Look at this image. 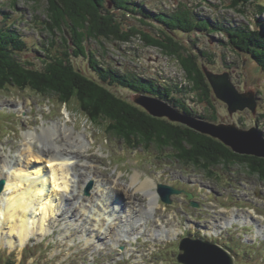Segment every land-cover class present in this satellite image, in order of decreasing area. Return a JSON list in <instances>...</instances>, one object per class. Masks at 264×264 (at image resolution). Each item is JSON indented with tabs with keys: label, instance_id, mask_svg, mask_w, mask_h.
I'll use <instances>...</instances> for the list:
<instances>
[{
	"label": "rangeland",
	"instance_id": "rangeland-1",
	"mask_svg": "<svg viewBox=\"0 0 264 264\" xmlns=\"http://www.w3.org/2000/svg\"><path fill=\"white\" fill-rule=\"evenodd\" d=\"M86 1L77 0L76 3L89 5ZM106 1L108 4L109 0ZM129 2L135 3L133 8H137L139 5L143 6L149 15H145L142 10L132 12L133 8L128 5ZM107 4H105L106 9L115 13V17L124 29L135 27L139 32L143 31L142 33L153 37L161 35L162 31L165 32L164 26L160 25L153 15L171 16L179 12H185L200 20L206 19L211 25L218 23L233 28H248L249 31L256 29L264 31V12L259 7L264 4V0H248V3H245L246 7L240 8L244 11L243 13L237 11L239 7L237 10L230 8L232 0H127L130 9L124 11L114 10L111 2L108 6H106ZM47 5L46 0H0V30L11 28L27 44L26 49L19 52L17 56L24 68L26 65L28 66L26 69L43 70L45 65L54 58L62 57L74 71L93 79L96 76L90 68L89 60L91 59L101 69L109 68L116 71L124 80H139L150 86L154 84L160 90H168L167 92H170L177 108L182 112V106L186 107L196 119L202 115L209 114L211 116L215 113L217 121L213 123L228 125L233 123L241 130L256 127L264 133V73L247 54L228 44L225 34L218 31L184 33L181 30H175L171 37L176 41L173 44L177 45V54L193 52L198 56L200 53L197 60L199 65L202 64L201 69L206 65L215 73L229 72L232 83L240 92L253 91L258 102L256 114L246 110L230 116L226 104L216 99L212 90L211 105L213 107L204 101H199L196 94L190 92V78L176 57L168 56L158 47L146 46L140 34L129 43L90 38L86 35L89 38L82 41L86 56L75 57L74 46L66 24V27L60 28L61 32L54 30L49 33L45 30L44 23H47V10H49ZM74 14L76 15L77 12ZM65 52L69 55L65 56ZM201 52L207 53L208 57H203ZM90 53H92V57L89 56ZM207 84L209 85L208 82ZM111 90L121 99L134 106L137 105L134 102L135 93L131 89L112 86ZM74 98L67 101V105H63L60 98L52 93L45 96L28 87L25 89L16 86L1 88L0 157L7 155L12 157L9 162L22 163V157H25L23 134L36 130L40 134H38L39 140L45 143L41 139L43 131H47L50 124H56L51 126L57 127V136L62 135L59 128L64 130L66 127L86 147L78 156L79 162L74 168V173L79 177L78 181H84L81 187H83L82 199L85 205H88L87 203L93 196L100 197V187H106L108 193L112 187L117 190L114 186L116 184L126 188L138 173L140 181L152 179L156 184L173 186L193 194L192 201L198 203V206H192L184 194L173 196V202L170 205H166L160 200L158 214L151 216L152 218L147 220L145 226L142 225L146 235L139 236L144 232L142 228H139L144 223L139 222V215L133 221L128 218V222L121 223L112 231L106 230L107 234L110 233L109 238H102V241H99L94 239L97 234L91 237L90 235L98 233V230L102 229L101 224L86 220V216L90 215L85 213L86 216H81L83 211L79 215V209L82 210L78 207L80 205H73L70 201L72 207L67 206L66 201H69V198L65 197L61 200L64 215L54 222L49 221V230L52 228L54 234L44 236L32 243L28 242L29 244L24 250L21 248L14 250L18 245V240L15 239L13 243L16 247L10 249L3 241L8 239L5 236L6 232H4V236L0 235V241L3 242L0 246V264H179L176 257L180 252L178 249L179 240L184 233L193 235L195 227L198 229L208 224H214L215 221L218 223L222 220L226 221L227 217H231V212H236V210L239 218L244 219L243 222L240 220L244 224L251 223L247 221L249 218L258 220L257 213L264 217V180L252 174L249 169L237 164L204 168L202 164L188 163L179 158L178 153L170 149V145L164 146L163 143L160 144L155 139L152 140L158 143L139 146L135 149L136 143L127 144L114 132H110L107 129V121L102 119L91 121L81 111L79 103ZM138 106H136L137 109L144 111L141 106ZM148 115L155 118L149 113ZM175 124L187 128L181 123ZM47 138L49 139L47 136L44 139ZM53 139H50V142L62 144L59 139H54L55 141ZM181 143L185 147L188 146L184 142ZM78 145L75 143L77 149ZM7 168V165H0V169L5 174L9 172ZM86 175L91 178L85 179ZM90 182L93 183L92 189L89 195H85V188ZM138 187L139 183L132 190H136ZM134 190L131 195L137 200H135V205L148 207L149 198L143 193L134 192ZM117 191L124 196L122 205L127 207L126 196L122 188ZM116 194L115 191L110 200H113ZM120 198L117 200L120 201ZM88 208L91 210L89 205ZM122 213L125 214L123 211ZM142 217L146 218V216ZM63 220L69 224L59 223ZM159 220L168 227H179L178 236L165 237L164 235L155 240L149 237V235L157 237L155 230H159L157 226ZM258 221L262 226L264 222ZM252 225L255 228V225ZM74 226L77 228L74 229ZM105 229L107 227L104 226L101 231L104 232ZM240 230L249 231L250 229L240 228ZM121 231L124 233L120 234ZM79 232L86 233L88 236H80ZM125 233L135 234L140 238L136 239L137 237L134 235H127L123 238ZM194 234L193 236L198 237L202 233L197 230ZM238 234L242 235V232L232 231L229 237L219 240V243L235 253H241L242 249L246 247L248 257L243 260L239 259V264H264V241L261 242L260 247H257L259 243H248ZM249 234L250 232L245 237L248 240L252 238L249 237ZM158 235L160 234L158 233ZM118 237L123 238L122 241L126 242L113 244V239ZM90 242L92 243L89 244ZM107 243L109 244L107 245ZM121 247L124 249L121 250ZM83 249L84 253L86 251L88 253L86 257L82 255V258L78 256V253Z\"/></svg>",
	"mask_w": 264,
	"mask_h": 264
},
{
	"label": "trees",
	"instance_id": "trees-1",
	"mask_svg": "<svg viewBox=\"0 0 264 264\" xmlns=\"http://www.w3.org/2000/svg\"><path fill=\"white\" fill-rule=\"evenodd\" d=\"M106 0H87L89 5L76 3L77 0H46L47 2V23H44L45 30L49 33L54 30L60 31L65 24L68 26L70 40L73 43V54L86 56L82 47V41L86 38L106 39L121 43H129L137 35L142 36L146 46L158 47L168 56L174 55L186 74L190 78V92L196 94L199 101H204L211 107V88L203 75L201 65L198 64L199 55L190 52L177 54L178 48L173 44L172 39L175 30L184 33L192 31H218L227 36V43L240 52L247 54L255 61L264 73V31L248 28H233L218 23L209 24L206 19L200 20L185 12L175 13L171 16L158 14L155 20L164 26L165 32L161 35L150 36L139 32L135 27L124 29L122 24L112 13L106 9ZM130 1V0H129ZM79 2V1H78ZM114 10H129L127 0H109ZM248 0H232L230 8L246 7ZM108 4L106 6H108ZM264 12V4L259 5ZM74 12H77L75 15ZM66 27V26H65ZM61 32V31H60ZM88 35V36H86ZM154 38V39H153ZM66 41V40H65ZM176 42V41H175ZM25 41L11 29L0 30V90L4 86H16L21 89L31 88L35 92L48 95L50 93L58 96L61 102H67L73 97L80 105L81 111L91 120L107 121V129L114 132L127 144L136 143L144 146L153 143H160L164 146L170 145V149L178 153L179 158L195 165L202 164L204 168H215V166L241 165L264 180V160L252 156H240L233 153L219 141L208 136L201 135L193 130L173 124L165 119H156L143 110L121 99L111 90L112 85L124 87L135 91L157 97L161 100L172 102L170 92L166 89L160 90L154 84L151 86L138 80H124L112 69L103 70L97 67L91 60L92 69L97 72V80H89L82 74L74 71L72 66L62 57L54 58L45 65L43 70L26 69L17 59L19 52L26 49ZM185 49V48H184ZM203 57L207 56L201 52ZM69 53L65 52V56ZM92 57V53L89 54ZM184 57H188L187 59ZM208 57V56H207ZM192 88V89H191ZM194 88V89H193ZM193 90V91H192ZM182 111L193 116L186 107ZM200 119L206 122H216L215 113L211 116L202 115ZM155 139L158 142H154ZM181 142H184L185 147ZM182 145H181V144Z\"/></svg>",
	"mask_w": 264,
	"mask_h": 264
},
{
	"label": "bare ground",
	"instance_id": "bare-ground-1",
	"mask_svg": "<svg viewBox=\"0 0 264 264\" xmlns=\"http://www.w3.org/2000/svg\"><path fill=\"white\" fill-rule=\"evenodd\" d=\"M51 125L56 124H50L49 129L47 131L44 130L42 134L43 137L41 139L45 141L46 144L39 140V133L36 130L28 131L25 135L23 134L25 142V150H23L25 157H22V163L12 164L9 162L12 157L7 155L0 157V165H7L9 171L7 174H4L3 170L0 169V179H4L6 182L5 189L0 195V228L3 229L0 235L4 236V232H6L5 236L8 239L3 241L7 243V246L10 249L15 248L16 246L13 242L14 239L17 238V244L23 249L32 239H40L47 235V233L50 232L49 223L52 221L54 222L64 215L62 212L61 200L66 196L69 197V201H71L73 205H80L78 207L81 208L82 211H85V213L86 211L88 212L89 205L91 211L87 214H91V216L88 217L91 222H98V225L101 224L102 229L104 225H107V229H105L104 232L101 231L102 229L98 230L94 239L99 241H102V238L108 239L110 233L107 234L106 230L112 231L121 223L128 222V218L133 221V219L139 215V222H144L139 228H142V231L145 232L142 225L145 226L147 220L155 214L159 207V195L156 192V182L152 179L140 181V175L137 173L128 187L123 188L122 185H114L117 190L122 188L126 196L125 200L128 208L122 205V203L124 204L122 199L124 196L117 190L112 189L113 187L109 189V193L106 187H101L99 191L101 194L100 197L96 196V198L93 196L89 203H87L88 205H85L82 199L83 189L81 187L84 181H78L79 177L74 173V168L79 162L77 159L78 156H80V153L83 152L86 147L83 145V142L74 137L73 133L65 126L64 130L59 128V132H61L62 135L57 136V127ZM46 136L49 137V139L47 138L45 140L44 138ZM52 138L59 139L64 145L50 142ZM35 141L36 144H34ZM248 142L253 144L255 140L254 138H250ZM75 143L79 144L78 149ZM37 144L40 146H37ZM74 161H76V163H74ZM46 163L48 166H46ZM86 178L90 179L91 177L86 175L85 179ZM138 183L139 187L133 190L134 192L143 193L149 198L150 203L148 207L135 205L137 200L132 197L131 192H133L132 188L136 187ZM115 191L117 192L116 196H114L115 198L110 200ZM119 198L122 203L118 207H115L113 205L114 200ZM122 211L125 214H123ZM141 215L144 217L146 216V218H143ZM240 220L241 219L236 220L237 223H242ZM47 222L48 224H46ZM216 227L218 226L212 225V229L216 230ZM204 229L206 235L211 230V228ZM179 232L180 228L175 226L168 228L160 227L158 231L155 230L157 237H160L162 234L177 237ZM158 233L160 235H158ZM92 235L94 234H91L90 237ZM115 241L120 242L122 238L118 237L117 239H113V242ZM2 243L3 242L0 241V246ZM91 243L92 242L89 244Z\"/></svg>",
	"mask_w": 264,
	"mask_h": 264
},
{
	"label": "water",
	"instance_id": "water-1",
	"mask_svg": "<svg viewBox=\"0 0 264 264\" xmlns=\"http://www.w3.org/2000/svg\"><path fill=\"white\" fill-rule=\"evenodd\" d=\"M202 71L215 97L226 104L230 116L246 110L252 114H256L258 102L253 91L239 92L232 83L230 74L228 73L216 74L205 66L202 67ZM134 102L143 107L153 117L167 118L172 122L186 125L199 134L219 141L235 154L264 159V137L256 127L241 130L234 124H210L181 115L167 107L164 103L148 97L137 96ZM250 138H254L255 143H249L248 139ZM3 186L4 182L2 181L0 183V193ZM91 186L92 184L89 185L87 193L91 189ZM158 193L165 203L170 204L171 195L179 194L180 192L160 185ZM179 249L181 252L177 256V260L180 264H235L234 257L226 250L218 245L201 240L184 238L180 241Z\"/></svg>",
	"mask_w": 264,
	"mask_h": 264
},
{
	"label": "flooded vegetation",
	"instance_id": "flooded-vegetation-1",
	"mask_svg": "<svg viewBox=\"0 0 264 264\" xmlns=\"http://www.w3.org/2000/svg\"><path fill=\"white\" fill-rule=\"evenodd\" d=\"M216 230H217L218 232H220V229H219V227H217V228H216Z\"/></svg>",
	"mask_w": 264,
	"mask_h": 264
}]
</instances>
